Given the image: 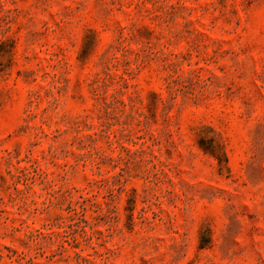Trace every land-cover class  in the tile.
<instances>
[{
  "label": "rangeland",
  "instance_id": "374dc122",
  "mask_svg": "<svg viewBox=\"0 0 264 264\" xmlns=\"http://www.w3.org/2000/svg\"><path fill=\"white\" fill-rule=\"evenodd\" d=\"M0 264H264V0H0Z\"/></svg>",
  "mask_w": 264,
  "mask_h": 264
}]
</instances>
